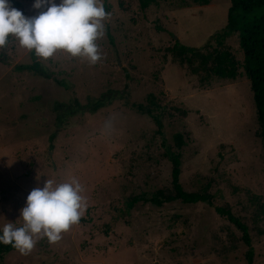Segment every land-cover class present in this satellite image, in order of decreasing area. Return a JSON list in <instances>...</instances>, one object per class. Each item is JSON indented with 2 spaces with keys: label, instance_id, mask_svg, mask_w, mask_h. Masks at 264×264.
Listing matches in <instances>:
<instances>
[{
  "label": "rangeland",
  "instance_id": "rangeland-1",
  "mask_svg": "<svg viewBox=\"0 0 264 264\" xmlns=\"http://www.w3.org/2000/svg\"><path fill=\"white\" fill-rule=\"evenodd\" d=\"M206 1L141 9L138 0H100L107 15L95 64L64 50L41 58L11 35L0 47V227L22 223L26 196L46 180L75 178L87 204L58 241L38 238L0 264H264V145L249 80L242 68L232 79L194 74L174 50L179 42L211 51L203 46L226 24L229 0ZM32 3L11 0L26 16L39 11ZM221 48L242 60L236 33ZM34 61L45 71L15 68ZM149 94L159 131L130 106L148 105ZM176 133L184 142L179 182L211 205L128 208L133 195L171 187ZM216 206L247 226L251 263L241 232Z\"/></svg>",
  "mask_w": 264,
  "mask_h": 264
},
{
  "label": "clouds",
  "instance_id": "clouds-1",
  "mask_svg": "<svg viewBox=\"0 0 264 264\" xmlns=\"http://www.w3.org/2000/svg\"><path fill=\"white\" fill-rule=\"evenodd\" d=\"M39 10L26 16L11 6V0H0V47L8 37L41 58L64 50L95 64L101 57L96 41L104 35L106 11L100 0H33ZM81 184L72 178L53 185L46 180L43 187L33 188L20 209L22 223L0 227V244H11L21 254L31 251L38 238L50 243L78 223L87 204Z\"/></svg>",
  "mask_w": 264,
  "mask_h": 264
},
{
  "label": "trees",
  "instance_id": "trees-1",
  "mask_svg": "<svg viewBox=\"0 0 264 264\" xmlns=\"http://www.w3.org/2000/svg\"><path fill=\"white\" fill-rule=\"evenodd\" d=\"M156 1L138 0L141 9L147 8L149 4ZM204 1V4H206L207 1ZM235 33L237 34L238 46L242 53V60L240 62L228 49L221 48L224 40ZM206 46L212 47L211 51L202 52L201 48L186 46L175 42L174 50L177 54L185 56L190 66V71L194 74L203 70L212 76L232 79L239 73L238 69L242 68L244 76L250 83L256 120L260 129L259 134L264 145V0H229L226 24L209 37L203 47ZM15 68L18 70L45 71L39 67L36 61L29 65L17 64ZM147 101L148 105L134 102L130 106L133 109L149 115L157 126V131H159L161 128L160 119L149 108L154 103L151 94L148 95ZM71 102L79 106L76 98H73ZM86 107L89 108L88 103ZM86 111L91 112L93 110L86 109ZM174 138L177 151L168 154L172 166L171 187L156 189L150 194L142 193L133 195L126 201L128 208H132L137 202H148L155 206H161L164 203L173 201L184 204L205 202L211 205L210 196L207 193L201 191H185L182 188L179 182V149L184 142L180 133H176ZM214 210L219 216L224 217L241 232L240 239L248 247L246 257L248 263H251L252 250L250 248V237L247 226L227 207L216 206ZM13 248L11 244H0V259Z\"/></svg>",
  "mask_w": 264,
  "mask_h": 264
}]
</instances>
